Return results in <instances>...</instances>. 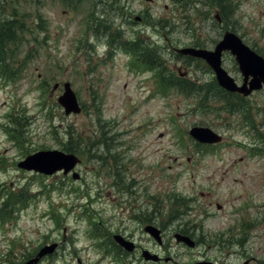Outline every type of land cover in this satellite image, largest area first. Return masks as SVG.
Masks as SVG:
<instances>
[{
	"label": "rangeland",
	"instance_id": "374dc122",
	"mask_svg": "<svg viewBox=\"0 0 264 264\" xmlns=\"http://www.w3.org/2000/svg\"><path fill=\"white\" fill-rule=\"evenodd\" d=\"M95 1L83 0L75 10L63 0H0V10L20 6L27 13L15 19L23 27L18 37L0 50V264H20L52 241L59 242L57 252L38 264L75 263L78 258L84 264H113L107 242L95 234L108 238L109 232L119 231L138 243L148 240L143 224L127 220L122 202L116 205L118 193L108 177H93L106 172L97 161L85 157L78 166L87 185L60 173L42 175L16 166L38 149L65 147L69 135L79 154L85 142L92 152L109 146L128 155L130 168L139 172L134 177L141 199L156 188L166 192L162 210L167 232L182 226L202 238L201 246L187 249L172 237L170 251L181 261L206 256L215 264H264V87L245 97L248 111L241 112L226 108L218 91L170 86L165 94L155 93L153 72L129 69L120 49L106 58L87 56L90 14L112 17L109 34L116 26L124 34H130L128 27L142 28L136 16L142 17L144 35L158 40L156 47L190 42L211 47L224 29L213 21L219 7L207 0ZM226 1L234 11L227 24L264 55V0ZM98 30L97 54L105 37L102 27ZM82 36L86 41H80ZM163 52L169 53L162 59L169 79L180 76V67L187 72L182 77L212 85L202 62ZM224 64L231 74H240L231 55ZM65 81L82 104L81 113L66 116L56 103ZM55 82L60 87L51 93ZM232 102L236 105L238 99ZM194 124L216 130L221 143L198 149L187 134ZM101 169L104 173L96 174Z\"/></svg>",
	"mask_w": 264,
	"mask_h": 264
},
{
	"label": "water",
	"instance_id": "95a60500",
	"mask_svg": "<svg viewBox=\"0 0 264 264\" xmlns=\"http://www.w3.org/2000/svg\"><path fill=\"white\" fill-rule=\"evenodd\" d=\"M223 49H230L235 55L239 68L244 75V79L251 75L249 81V88L237 86L226 71L220 66V54ZM181 53H188L191 55L203 57L214 69L216 78L220 85L228 90H238L244 95L248 94L252 89L261 87L264 83V58L256 54L232 33L227 32L222 41H220L214 51L206 49H197L194 47H183L178 49ZM58 101L63 105L65 113L70 111L78 112L80 110L74 93L69 88L68 83L65 84V92L58 98ZM190 132L197 138L203 141L213 142L220 139V137L206 127H193ZM79 159L73 153H64L59 150H40L31 155L26 156L22 161L18 162V166L34 169L47 174L53 173L56 170L64 169V173L70 170ZM77 176V174H74ZM153 232L152 229L147 228ZM177 238L188 240L185 236L177 235ZM53 245H45L36 256L28 259L22 264H36L39 257L47 252L52 251ZM131 247H129L130 249Z\"/></svg>",
	"mask_w": 264,
	"mask_h": 264
},
{
	"label": "flooded vegetation",
	"instance_id": "af4514ba",
	"mask_svg": "<svg viewBox=\"0 0 264 264\" xmlns=\"http://www.w3.org/2000/svg\"><path fill=\"white\" fill-rule=\"evenodd\" d=\"M100 155V154H99ZM109 155V153H108ZM122 157H124V160H128V163L122 162L121 160L118 162H113L110 164V166L106 167V176H108L109 179V186L114 188V190L118 193V204L122 205L127 209L129 212V216L132 215V208H131V201L136 199V190L139 188V182H136L134 175L135 173H139L138 171L132 170L130 168V160L129 157L126 154H120ZM110 172V173H109ZM139 190V189H138ZM140 192V190H139ZM146 200H149L148 198H144ZM156 208V207H154ZM149 217L151 215H156V212H149ZM131 217H127V219H130ZM163 232V230H162ZM165 233H162V237H164ZM112 235V234H111ZM124 236V235H123ZM127 239H130L128 235L124 236ZM112 243L113 240L111 239ZM116 244V243H114ZM151 244V243H149ZM117 245V244H116ZM158 248L161 249L159 252L160 255L167 253V243L166 239L164 238L161 242V244H158ZM142 245L135 244V250L139 247L141 250ZM122 252V251H121ZM123 253V252H122ZM130 254V253H127ZM163 258V257H161ZM168 259V258H167ZM166 259V260H167Z\"/></svg>",
	"mask_w": 264,
	"mask_h": 264
},
{
	"label": "trees",
	"instance_id": "16d2710c",
	"mask_svg": "<svg viewBox=\"0 0 264 264\" xmlns=\"http://www.w3.org/2000/svg\"><path fill=\"white\" fill-rule=\"evenodd\" d=\"M209 2H216L218 5H224L227 3L226 0H208ZM224 14L227 15L226 11H223ZM14 22L7 20L6 23H4L1 27H0V46L3 48V46L5 45V43L3 42L5 39L3 38V33L5 35L6 41H12V33L15 30L13 27ZM1 49V48H0ZM230 97H224V101L226 102V104H230L233 105L232 102H230L228 99ZM240 101H238V105H243L242 102L244 101L242 98H238Z\"/></svg>",
	"mask_w": 264,
	"mask_h": 264
},
{
	"label": "bare ground",
	"instance_id": "6f19581e",
	"mask_svg": "<svg viewBox=\"0 0 264 264\" xmlns=\"http://www.w3.org/2000/svg\"><path fill=\"white\" fill-rule=\"evenodd\" d=\"M41 174H42V175H47V174H46V173H44V172H41Z\"/></svg>",
	"mask_w": 264,
	"mask_h": 264
}]
</instances>
